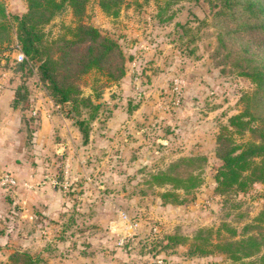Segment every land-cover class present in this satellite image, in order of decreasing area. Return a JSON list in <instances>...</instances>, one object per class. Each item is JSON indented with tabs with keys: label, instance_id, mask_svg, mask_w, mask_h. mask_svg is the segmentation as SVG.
<instances>
[{
	"label": "rangeland",
	"instance_id": "1",
	"mask_svg": "<svg viewBox=\"0 0 264 264\" xmlns=\"http://www.w3.org/2000/svg\"><path fill=\"white\" fill-rule=\"evenodd\" d=\"M2 1L9 17L27 11L26 0ZM220 8L193 0H126L112 16L98 0H88L81 20L67 7L44 26L52 40L82 21L115 39L126 55L127 73L119 81L95 71L81 77L82 95L100 104L93 118L91 108L80 106L77 113L69 104L55 105L35 68L17 70L8 50L16 40L12 31L11 42L0 46V79L16 89L23 85L25 97L17 133L11 144L0 143L1 155L10 158L0 179L9 175L17 183L0 185V264H18L10 260L15 252L39 257L38 264H257L223 253H188L199 229H213V238L219 230L221 238H230L235 230L237 239L264 231L257 222L264 185L215 192L222 164L217 137L242 112V97L255 90L242 72L264 65V44L238 24L219 23ZM226 25L234 32L225 33ZM38 101L55 121L47 150L45 136L38 140L36 134ZM76 120L85 121L87 142ZM232 138L243 143L251 137ZM188 157L206 160L176 169L200 175L196 190L155 185L153 175ZM166 192L178 202L163 198ZM176 233L188 242L166 247L165 236Z\"/></svg>",
	"mask_w": 264,
	"mask_h": 264
},
{
	"label": "trees",
	"instance_id": "2",
	"mask_svg": "<svg viewBox=\"0 0 264 264\" xmlns=\"http://www.w3.org/2000/svg\"><path fill=\"white\" fill-rule=\"evenodd\" d=\"M25 13L9 17L3 1L0 0V46L10 43L12 31L15 30L16 40L27 61L15 62L18 71L36 69L39 81L46 86L49 97L55 105L65 104L79 113L80 106L92 109L91 118L95 117L100 104H93L89 97L82 95L81 77L90 72H99L109 81H119L127 73V58L120 44L112 37L90 24L78 22L75 26L52 40L46 38L44 26L49 24L65 8L72 10L74 17L81 20L86 12L88 0H26ZM126 0H98L100 8L107 14L117 16ZM196 3L204 1L212 7H221L218 14L223 15L219 23L239 25L242 32L253 33L257 37L258 46L264 44V0H220L216 6L214 0H193ZM216 14L215 16H218ZM224 28L231 34L234 28ZM236 27V26H235ZM238 29V28H237ZM221 41L224 43L222 38ZM256 39V38H255ZM12 45L8 47L12 52ZM248 53L249 49L245 48ZM253 54L251 53V56ZM247 60H252L248 58ZM252 62V61H251ZM255 84V90L242 97L243 110L229 119V127L217 137L216 156L222 162L215 176V192L224 195L229 191L245 192L254 184L264 185V65L251 67L242 72ZM21 85L16 89L14 107L20 108L25 95ZM23 110V109H21ZM83 133L84 142L88 141L89 133L84 120H76ZM248 132L247 142L236 143L232 134ZM205 158H182L168 170L152 176L157 186L171 185L174 190L189 193L196 190L202 183L198 173L188 172L186 175L176 171L182 164H192ZM174 197V192L162 194L163 198ZM257 222L264 224V209L259 213ZM218 231L213 238V229H199L189 244V255L208 256L223 253L227 259L239 262L255 259L254 263L264 264V231L236 238L235 230L230 238H221ZM166 247H176L188 242V238L180 234L165 236ZM10 260L18 264H38L39 257L28 252H15Z\"/></svg>",
	"mask_w": 264,
	"mask_h": 264
},
{
	"label": "crops",
	"instance_id": "3",
	"mask_svg": "<svg viewBox=\"0 0 264 264\" xmlns=\"http://www.w3.org/2000/svg\"><path fill=\"white\" fill-rule=\"evenodd\" d=\"M15 95V86H13V84H10L5 79H0V143L5 140V143L11 144L12 136L17 133V128H19L21 125V121L18 115L21 110L19 108H15L13 104ZM33 102L35 103V99H33ZM36 106L39 108V114L41 117V129L36 134L39 136L38 140H41V137L45 136L43 142H47V144H45V150H47L46 146H50L52 133L51 128L55 127V121L54 119H50V117H53V114L48 109L49 107H45L39 101L38 103H36ZM9 152L7 155H9ZM8 163H10L9 156L4 157V154L1 155L0 152V167Z\"/></svg>",
	"mask_w": 264,
	"mask_h": 264
},
{
	"label": "built area",
	"instance_id": "4",
	"mask_svg": "<svg viewBox=\"0 0 264 264\" xmlns=\"http://www.w3.org/2000/svg\"><path fill=\"white\" fill-rule=\"evenodd\" d=\"M12 48V54L14 57V61L15 62H24L27 61V56L24 54V52L22 51L20 44L17 42V40H15V42L12 44L11 46ZM31 101H33V97L31 98ZM38 113V109L35 107V109L33 110V114L36 115ZM16 180H14L11 176L9 175H5L3 177H1L0 179V185L1 187L4 186H15ZM122 219L127 221L128 217L127 215L124 213L121 215ZM137 226V224H129V229L135 228Z\"/></svg>",
	"mask_w": 264,
	"mask_h": 264
}]
</instances>
